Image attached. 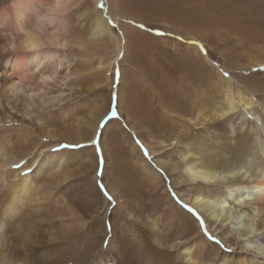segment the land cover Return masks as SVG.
<instances>
[{
  "label": "bare ground",
  "instance_id": "1",
  "mask_svg": "<svg viewBox=\"0 0 264 264\" xmlns=\"http://www.w3.org/2000/svg\"><path fill=\"white\" fill-rule=\"evenodd\" d=\"M99 1L94 0L95 19L92 23L94 25L90 33L85 35L82 40L80 37L70 36L71 33L65 27L67 21L66 11L73 4H77L76 0H59V11L54 16H49L48 13L55 10L58 0H12L9 7L6 5L7 8H0V90L7 99L11 98L14 101L21 99L25 104L31 105L39 102L40 111L37 113L35 124L39 127L37 130H42V136L38 138L40 140H37L34 146L25 149L22 146L34 143L36 140L33 135L39 136L40 134L18 127L20 130H17V132L22 135L20 141H17L20 142L19 146L15 148L20 153L18 158L10 156V153L3 150L6 146L3 147L0 138V264H82L80 256L83 253L89 254L90 259H92L90 264H101L103 261L100 257V250L94 249L95 246L83 247V241L85 239V241L89 240L91 235L84 232L87 229L85 228L87 221H94V225L100 227L101 223H104L103 219L110 205L97 187L96 180H94L97 169L96 155L91 147L78 150V152L71 155H69L70 153L66 154V152H53L51 147L56 145L54 141L61 138L65 139L66 142H84L80 140L85 139V136L94 135L100 120L107 112L106 104H100V106L92 107L89 118V115L86 118L84 113H80L78 120H70V114L80 107L83 101L79 96L71 97L72 95L65 93L62 88L63 85L70 86L73 82L80 83L81 78L82 81L84 80V75H88L86 80L94 76H104L106 81L108 80L107 77L110 76L108 74L112 66L110 67V63L105 66L100 65V58L98 64L94 67L96 74L93 76L90 74L91 71L78 70L77 63L71 65L68 53L78 56L79 53L73 50L76 48L77 51L82 50L84 56L93 58L92 54L95 51H100V53L105 51L107 53L105 43L107 41L113 47L112 52L114 51L115 55L126 54L128 49L133 47V42L131 37L129 38L126 34L127 32L125 33V28L128 27L131 31V25L144 24L150 26L146 23L147 20L160 19H167L172 25H185L184 23H188L185 6L190 2L192 3L193 0H109V7L106 12L98 10ZM112 16L120 19L118 28L122 31L121 35L115 34L113 26L109 23ZM236 16V18H239V15ZM125 22L127 24H123ZM222 25L230 34H234L239 38L252 39L255 36L254 33H251L252 31L250 33L246 32V29L234 18L228 19V22L226 21ZM177 30L180 32L179 29ZM189 34L191 35V33L186 35ZM101 40L105 41L99 42ZM33 44L38 46V50L27 51L26 48L31 47ZM58 44L61 47H57ZM100 46L104 49L100 50ZM67 48L70 51L68 53L66 52ZM83 55L82 57H84ZM99 57L96 56L95 58L99 59ZM192 57L185 58L186 65L183 68L184 75L189 78L192 74L198 76L202 72L194 64L193 60L195 59ZM129 59H131V55L127 60ZM196 60L200 61L198 58ZM261 63L264 62L261 61ZM82 65H88L86 68L90 67L87 61ZM33 67H40L41 71L33 73ZM201 68L205 71L203 66ZM86 80L84 81L86 82ZM17 81H20V83L17 84ZM109 82L107 81V83ZM183 85L187 86L188 84ZM220 87L222 99L216 101L218 103L205 104L201 102V105L196 107L197 113L193 118L188 117V109L190 107L194 108L198 104V100L197 102H195L196 100H183L182 103L178 101L180 102L178 104L172 103V97H168L165 98V101L157 100L154 103L155 108H158L159 112L162 113L159 119L149 121L141 117L142 120L139 122L135 120L136 124L139 123V127H137L141 136L144 138L148 136L147 139H144L143 144L150 154L149 163L157 168H152L147 162L148 160L146 161L141 156L137 146L132 143L129 150L131 159L134 165L136 164L137 168L142 171L139 172L140 174L143 173L147 186L154 193L157 191L164 198L163 206L161 209L159 208V212L163 213L161 218H157L153 211L147 213L148 215L141 214L142 212L137 213L138 209L137 212L134 209V211H125L123 206L126 205L121 200L120 193L116 188V190L114 189L115 186L111 185L112 182L106 183L107 188L116 199L117 206L123 208L127 217L129 216L131 220H135V225H143L145 228L144 230H138V232L135 230L131 239L140 243L138 245H142L146 239H149L148 233L151 236L148 245L156 246L158 244L163 246L167 244L169 250H164L161 255L165 259L164 264H173L170 256L174 259L175 264H264V253L261 251L259 254L255 245L259 238H264V218L258 220L255 216L250 217L248 212V209H255L252 208L253 204H260V207L264 209V165L253 166L245 158L244 150L248 144H246L247 136H244L247 138L246 140L241 136L234 140L237 145L241 146V152H232V154H229L231 157L222 159L220 157L221 151L227 149V145L215 147L212 142L195 141L177 152L179 157L181 156L180 159L170 152L173 139L169 141L170 143L154 139V137L161 138L165 135L164 125L166 127L168 125L167 123L163 124L164 122L171 123L169 131L176 132L181 129L182 134L186 135L181 138L188 140L190 136L187 135V131L191 128L188 120L197 119V123L194 124H199L201 120L205 124L213 123L214 120L217 122V120L227 117L230 120V117L234 116L232 114L237 113L238 109L247 111L253 106V98L244 94L237 83ZM89 90L91 88L83 90V92H90ZM120 93L125 95L122 92ZM95 95L97 94L95 93ZM125 98L121 100L119 97V111L127 123L134 124L135 121L131 113L134 109L132 98L131 96H125ZM57 110L61 111V114L58 115L60 121L55 124ZM253 118L255 117L253 116ZM50 119L51 122H49ZM227 120L225 119V122ZM156 121H158L157 124L153 126ZM112 122L114 128L120 127L116 121ZM150 128L155 130L151 131ZM108 134L111 138L116 136L112 132ZM3 136L6 135L3 134ZM44 138L52 140V143L42 144L41 141ZM177 138L179 137H176V140ZM88 139H90L89 136ZM7 140L10 147L16 144V141H10L6 138ZM166 140L168 141L169 138L166 137ZM111 141V146L115 148L116 143L113 139ZM258 142L259 150L264 154V140L261 139ZM36 144H40L39 147L37 146L38 148L35 147ZM14 147L11 149L15 150ZM105 153L107 152L105 151ZM26 157L31 158L30 163L26 162L19 171L13 170L11 167L12 162ZM105 157L110 164H113L112 174L116 177L115 179H120L121 176L132 178L131 167L127 170L129 175L128 173L126 176L123 174L117 159L118 156L116 159L111 156L109 158L107 155ZM37 162H39L38 167L33 173L27 176L20 175L21 171ZM161 172L167 175L170 180L172 187L169 189H166L165 184H162ZM78 175H84L87 178L84 177L82 179H85V181L79 182L80 177L76 178ZM194 176H199L201 179L193 180L192 177ZM198 183L205 185V189L198 187ZM220 183L223 188L221 191H209L210 188ZM61 184H63V192L59 191ZM64 191L68 193V196ZM170 191H175L178 198L183 202L189 199L195 204V209L197 208L200 214L206 216L207 220L211 221L214 226H218L219 229L227 226L229 232L236 235L237 243L240 242L246 249L237 251L233 250L235 247L233 249L224 248L223 231L213 241H208L206 238L199 236L197 219L180 207H168L173 201L170 198ZM233 209H235L234 212ZM167 211L168 213H165ZM136 227L134 228L136 229ZM167 228L169 230H166ZM126 237L128 238L125 235L123 238L121 237L123 239L122 246L117 245L115 239H109L110 244L115 246L120 254L126 252V249L123 248ZM225 241H228V239H224ZM146 258L148 257L146 256Z\"/></svg>",
  "mask_w": 264,
  "mask_h": 264
},
{
  "label": "rangeland",
  "instance_id": "2",
  "mask_svg": "<svg viewBox=\"0 0 264 264\" xmlns=\"http://www.w3.org/2000/svg\"><path fill=\"white\" fill-rule=\"evenodd\" d=\"M11 1L12 0L0 1V8L6 7V5L7 7H9ZM76 1L77 4H73L66 11L67 23L65 22V27L71 33V34L69 33L70 36L80 37V39L82 40L84 39L85 35H88L90 33L92 26L94 25L92 24L95 19V12L93 11L94 0H76ZM104 3L106 7L103 11L106 12L107 8L109 7L108 5L109 0H104ZM98 10L101 11L100 8H98ZM185 12L187 14L186 19L188 21V23L183 22L185 25H180V26L172 25V23L169 20L160 19V20H147L146 23H148L150 26L145 25L144 28L139 27V25L141 24H139L138 26L131 25L132 32L129 31L128 27L125 28L124 31L125 33L127 32L126 34L128 35L129 38L131 37V41L133 42L132 43L133 47L128 49V53L123 54V56H121V53L115 55L114 51L112 52L113 47L110 44H108L107 41L105 42L107 46V50H106L107 53L105 51H101V53L100 51H95L94 52L95 54L94 53L92 54V57L94 56L93 58H91V56L90 58L84 56L82 50L77 51L78 49L76 50V48H74L73 50L79 53V55L78 56L76 55L77 56L76 57L74 55H70V53H68L70 52L69 49L68 48L66 49V52L68 53V59L70 58L69 59L70 64L73 65L74 63H77L76 66L78 70H82L85 72L91 71L90 74H92L93 76L96 74V70L94 67H96V64H98L97 62H99L98 60H100V58H101L100 65L105 66L106 64L110 63V67L112 66V69L108 74V76L109 75L110 76L107 77L108 80L106 81L104 76H99V77L94 76L91 79L86 80L88 75L87 76L84 75L83 79L86 80V82L84 80L82 81L81 78L80 83L73 82V84L70 86L63 85L62 88L64 89L65 93H69L68 95H72L71 97L79 96L83 101L82 105L80 106L81 108L78 107L76 110H74L75 113L73 112L70 114L71 115L69 116L71 118L70 120L72 119H74L72 121L78 120L79 116L83 113L85 114L86 118L87 115H89L88 116L89 118L91 116L92 107L98 105L100 106V104L101 105L106 104L105 106L107 107L106 109L107 117L106 115L102 117L94 135H88L90 139H88V136H85L84 137L85 139L80 140L84 142L78 141V143L81 145L80 148L60 149L59 145L62 143H73V141H68V140H67L68 142H66V140L62 138L59 139L58 141H54L56 145L51 147L53 152H66V154L70 153L69 155L75 154L76 152H78V150L80 151L82 149H87L91 147L94 151V154L96 155V162H97L96 163L97 169L95 172L96 178L104 185H106L107 182L109 183L112 182L111 185L113 187L115 186L114 189L115 188L117 189V191L122 196L121 200L126 205L125 207L123 206L124 210L125 211L135 210L137 212L138 209L137 213L142 212L141 214H147L153 211L155 213L154 215L157 218H161V215L163 214L159 211L163 206L164 198L161 195H159L157 191L155 192L156 193L155 194L153 190L150 189L149 186H147V184L145 183L147 181L144 179L143 173H141L142 175L140 174V172L142 171H140V169L137 168L138 166L136 164H135L136 166L134 165V162L131 159V154L129 151L131 143L137 146L135 142L136 140L139 139L143 143L145 141L144 139H147L148 137L146 136L144 138L141 136V133H139V128H138L139 123L136 124V121L139 122L140 120H142L140 119L141 117H144L145 118L144 120L147 119L149 121H153L154 119L157 118L159 119V117L161 116L162 113L159 112L158 108H155L154 103L157 100L165 101V98L172 97L173 99L172 103H178V104H180V102L182 103L183 100L184 101L196 100L195 102H197L198 100V104L194 108L190 107L189 108L190 110L188 109L189 111L188 117L193 118L196 116L197 113L196 107H199V105H201L200 104L201 102L205 104L208 103L210 104V102L213 103L222 99L220 86H225L226 84L228 86H231L232 84L237 83L242 88L241 90L244 94L249 95V97L253 98L252 101L254 102V104L250 109L251 111L250 110L242 111L241 109H238L237 113L232 114L234 116L231 115L232 117H230V120L228 119L229 117L225 118L226 120L228 119L226 122L225 119L223 118L217 120V122L216 120H214L213 123L209 122L205 124L204 121L201 120L199 124H194L197 123V119H193V120L190 119L188 120L191 126L190 130L187 131L188 133L187 135L190 136L188 140L181 138L183 136H186L182 134L181 129L176 132L169 131L168 129L171 127V123L164 122L163 124L167 123L168 125L167 127L166 125H164L165 135L162 136L161 138L154 137V139L164 140L166 141L165 143H168L169 141H171V139H173L171 141L172 146L170 147V152L172 155L177 157H179V153H177L178 151H181V149L185 148L189 143L192 144L195 141L212 142L215 145V147L227 145L228 148L223 149V151H225L224 152L225 154L223 153V151H221L222 153L220 154L221 155L220 157L222 159V158L231 157V155L229 154H232V152L233 153L241 152L242 150L241 146L237 145L234 142V140H236L238 136H241L243 139L245 138V140L248 138L246 140V144L247 143L248 144L246 145V148L244 150L245 158H247V160L250 161L253 166L259 167L264 165V154L261 153V151L259 150V142H258L261 139L264 140V70H262L264 69V63L263 64L261 63V61L264 62V0H205V1L193 0L192 3L190 2L185 6ZM236 15H239V18H236L237 17ZM233 18L235 21H239V23L246 29V32L250 33L252 31L251 33L255 34L254 38L244 39L242 37L239 38L234 34H230L227 31V29L222 25V23L226 21L228 22V19L231 20ZM111 21H112L111 25L115 30V34L121 35L122 31L120 30V28H118L120 19H118L115 16H112ZM123 24H127V22ZM172 28L173 29L175 28L174 31ZM176 28L179 29L180 32H178ZM156 29H159V31L161 32L170 33V35H163V36L158 35L157 32L155 31ZM182 31L185 33L183 34ZM187 32L191 33V35L190 34L188 35L189 37L186 35L188 34ZM153 35H155L157 38ZM178 37H182V39H178ZM193 37H196L197 39ZM103 41L101 40L99 42H103ZM188 41H195L196 43H188ZM99 42L97 41V43ZM142 42L144 44H141ZM188 45L192 47H189ZM201 45L204 47L203 49L201 48ZM99 48L100 50L104 49V47L102 46H100ZM187 48L189 51L187 50ZM129 54L131 55V59L127 60L130 57ZM82 55L84 57H82ZM96 56L98 57L100 56L99 59L95 58ZM111 57L113 58L111 59ZM187 57H192L193 59H195L193 60L194 64H196V67L202 71V72L200 71L201 73L198 76L192 74V76L189 78L184 75L183 68L186 65L185 58ZM196 58L200 59V61H197ZM86 61L89 62L90 64V67L88 68H86V66L88 65L85 66L82 65ZM201 66L205 68V71L202 70ZM116 69L119 70L118 76L115 74ZM173 71L175 72L173 73ZM225 72L228 73V76L223 75V73ZM181 75H183V77H181ZM107 81L110 82L107 83ZM164 82L166 83L163 84ZM183 84H188V85L184 86ZM90 88H91V90H89L90 92H83V90H88ZM120 92H122V94L125 95H121ZM95 93L97 95H95ZM213 93L215 96L213 95ZM194 95H196L197 97ZM121 96L123 97L121 98ZM125 96L126 97L131 96L132 98V105L134 109L131 113L134 118V121L136 120L134 124L127 123L125 119L122 118V115L119 111L120 110L119 97L122 100L123 98H125ZM148 97L149 99L150 98L151 99L149 100ZM63 101L65 102L66 100L64 99ZM21 102H22L21 99L14 101L11 98L8 99L5 98V96L2 94V90H0V138L3 143L2 144L3 147L6 146V148L4 147L3 150L10 153V156H14L16 158L20 156V153H18L17 150L15 149L16 146H19L20 142L17 141H20V138L22 136L20 135L19 132H17V130L18 131L20 130L19 129L20 127H22L23 129H29L31 131H34L38 135L40 134L39 136L33 135L36 141L34 143H28L29 145L25 144L24 146H22L25 147V149H27L30 146H34L37 140H40L38 138H41L42 136V130L40 129L37 130V128L39 127L36 126L37 124H35L37 113L40 111L39 102H37L35 105L25 104L24 102L22 103ZM110 104L112 109H114L117 112L116 116L111 115L109 111ZM60 112L61 111L58 110L56 111L55 115L57 116V118L55 117L56 119L55 124L60 121V119H58V117L61 114ZM252 115L255 118H253ZM51 121L52 120L50 119L49 122ZM112 121H116L120 125V127L114 128L115 126L113 125ZM157 122L158 121L154 122L153 126L156 125ZM150 130L154 131L155 129L150 128ZM109 132L114 133V135L116 136L111 138L108 134ZM3 134L9 136L6 137L3 136ZM244 136H247V138ZM166 137L169 138L168 141L166 140ZM176 137L179 138H177L176 140ZM6 138L9 139L10 141H14V142L16 141L15 142L16 144L13 145V147L15 146L14 147L15 150H12L13 147L12 146L10 147L9 141L8 140L6 141ZM112 139L116 143L115 148L111 146ZM92 140L97 141V143L94 145L91 142ZM41 143L45 145L51 144L52 140L44 138L41 141ZM39 145L40 144H36L35 147L38 148ZM137 148L141 156H143V158L146 161L148 160L147 162L149 163L150 155L146 157L143 154V151L138 146ZM173 148L174 150H172ZM105 151L107 153H105ZM105 155H107V157L109 158L110 156L112 158L114 157L115 159L118 156L117 159L119 162V166L121 170H123V174L125 176L128 173L127 170L131 167L132 169L130 168V172L133 175L132 178L129 179L121 176L120 179H115L116 177L112 174L113 164L109 163V160L106 159ZM179 158L181 159V156ZM22 160L30 163L31 158L26 157L23 158ZM20 161L21 160L16 159L12 163L13 164L19 163ZM149 165H151V167L154 169L157 168L155 165H152L151 163H149ZM161 174H162L161 177L163 178L162 184H165L164 185L165 188L169 189L170 187H172L167 175L163 174L162 172ZM79 177L80 179H78ZM84 177L85 179L87 178L84 175L81 176L78 175L76 178L80 182V181H85V179H82ZM116 182L117 184H115ZM199 184L200 183H198V187L200 188L203 187L205 189L206 187L205 185H203L202 183L200 185ZM220 185L221 183L219 185L217 184L213 186L212 188L209 189V191L211 192L221 191L223 188ZM147 187L150 189V191ZM62 188H63V184H61L59 187L60 192H63ZM172 192L175 191L169 192L170 198L173 201H171V204L168 205V207L171 208L180 207L181 209L185 210L188 214H190L192 217L198 220V217L195 214L190 213L188 209L182 206L181 203L177 202V199L171 195ZM65 194L66 196H68L67 195L68 193L65 192ZM101 194L104 195L103 192H101ZM105 199L107 200L106 197ZM183 203L188 204L191 208L194 209L196 207L194 206L195 204H193L189 199H187V201L186 202L184 201ZM260 206H261L260 204L257 205L253 204L252 208L254 207L255 209L253 210L248 209L250 217L255 216L256 218H258V220L264 218V213H263L264 209L263 207ZM123 208L121 209L119 206H117L116 199L114 198L113 203H111L107 208L108 210L106 211V215L103 219L104 223H101L102 228L101 226L98 227L94 225L93 223L94 221L92 222L87 221V225L89 226L87 227L86 225L85 228L87 229L84 232H88V234L91 235L89 240L85 241L86 240L85 239L83 241L84 243L83 247L88 248L95 246L94 249L96 248L99 249L100 257L103 260L101 264H136V263L164 264L165 259L161 255L163 254L164 250L167 249L169 250L167 244L166 245L164 244L163 245L164 247L158 244L156 246L148 245L151 236L147 233L149 239H146L142 243V245H138L140 243H137L131 238L134 235L135 230L136 232H138V230H144L145 228L143 225H135L134 222L135 220L134 219L131 220L129 216L127 217V215H125L124 213ZM232 211L234 212L235 209H233ZM196 212L199 213L197 208H196ZM165 213H168V211ZM199 217L200 218L203 217L202 219L204 221L205 226L207 227V234H206L202 230L201 225L198 222L199 236L206 238L208 241L209 240L213 241L214 239H210V236L216 238V236L223 231L224 239L225 240L228 239V241L225 242L223 239L224 248L233 249L235 247L233 250H237V251L241 249H246L241 245L240 242L237 243L238 239L236 238V235H234L233 232H229V228L227 226H224L225 228L219 229L218 226H214V224L211 221H208L207 217L204 216L203 214L199 213ZM135 226H137L136 229L134 228ZM128 227L130 228V230ZM166 230H169V228H167ZM84 232L81 233L83 234ZM124 235L128 236V238L127 237L125 238L124 246H123V248L126 249V252L120 254L119 251L116 249V247L110 244V240L113 238L117 242V245L122 246L123 243L122 238L124 237ZM255 243L258 253L260 254L261 251L264 253V249H263L264 238L262 237L259 238L258 241H256ZM215 245L219 246L218 244ZM83 255L80 256V258H82L81 263L85 262L84 264H90V261H92V259H90L89 254L83 253ZM146 256L148 258H146ZM170 258H171V262L175 264L172 256H170Z\"/></svg>",
  "mask_w": 264,
  "mask_h": 264
},
{
  "label": "snow or ice",
  "instance_id": "3",
  "mask_svg": "<svg viewBox=\"0 0 264 264\" xmlns=\"http://www.w3.org/2000/svg\"><path fill=\"white\" fill-rule=\"evenodd\" d=\"M59 7H60V4H59V0H58L55 10L54 11H50L48 13V15L49 16H54L59 11ZM97 7L100 8L101 10H104L105 7H106V5L104 3V0H100V3L97 5ZM109 23H112V21L109 20ZM139 27L140 28H144L145 25L141 24V25H139ZM155 31L157 32L158 35H162V36L163 35H170V33L161 32V31H159V29H156ZM178 39H182V37H178ZM188 43H196V42L195 41H188ZM56 46L57 47H61V45H59V44L56 45ZM201 48L203 49L202 45H201ZM26 50L30 51V52L37 51L38 50V46L33 44V45H31V47L26 48ZM204 51H206V50H204ZM121 56H123V53H121ZM262 70H264V69H262ZM40 71H41L40 67H33V73H39ZM115 74L117 76L119 75V70L118 69H116V73ZM25 75H27V73H25ZM223 75L224 76H228V73L225 72V73H223ZM19 83H20V81H17V84H19ZM109 111H110L112 116H116L117 115V112L114 109H112L111 104L109 105ZM105 115L107 117V113ZM91 142L94 145L97 143V141H95V140H92ZM135 142H136L137 146L143 151V154L146 157L150 155L148 150L145 148L144 144L139 139L136 140ZM80 147H81V145L79 143H75V142H73V143H62V144L59 145L60 149H76V148H80ZM25 163L26 162L24 160H21L19 163H14L11 167L13 169L19 170V169L23 168ZM38 164H39V162L33 164L31 167L25 168L24 171L20 172V175L21 176H27L28 174L33 173L36 170V168L38 167ZM192 179L193 180H199V179H201V177L194 176V177H192ZM94 180H96L97 187L100 189L101 192H103V194L107 198V201L109 202V204L113 203L114 197L110 194V190L106 187V185H104L102 182H100L96 178H94ZM171 195L173 197H175L177 199V202L181 203L184 208L188 209V211L190 213H193V214H195L198 217V222L200 223L202 230L207 234V227L205 226L203 219L199 217V213L196 212V209L191 208L188 204H184L183 201L179 200V198H178V196L176 195L175 192H172ZM210 239H215V237H211L210 236Z\"/></svg>",
  "mask_w": 264,
  "mask_h": 264
}]
</instances>
